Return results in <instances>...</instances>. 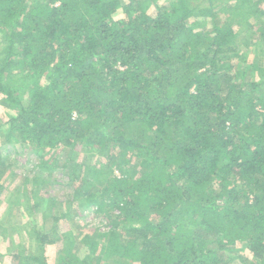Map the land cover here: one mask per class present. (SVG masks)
<instances>
[{
  "label": "trees",
  "instance_id": "trees-1",
  "mask_svg": "<svg viewBox=\"0 0 264 264\" xmlns=\"http://www.w3.org/2000/svg\"><path fill=\"white\" fill-rule=\"evenodd\" d=\"M160 3L0 0V96L15 113L6 139L30 142L49 171L60 146L92 155L75 165L59 229L91 183L102 195L81 207L107 218L113 208L124 223L71 247L37 234L40 254L22 249L13 264H50L46 247L57 244L58 264H219L225 250L250 254L230 264H264V67L256 82L232 67L264 0ZM256 35L264 42L261 27Z\"/></svg>",
  "mask_w": 264,
  "mask_h": 264
},
{
  "label": "rangeland",
  "instance_id": "rangeland-1",
  "mask_svg": "<svg viewBox=\"0 0 264 264\" xmlns=\"http://www.w3.org/2000/svg\"><path fill=\"white\" fill-rule=\"evenodd\" d=\"M159 1L164 5L170 2V0ZM199 1L203 2V0ZM215 3L221 9L225 7L226 0H215ZM247 9L242 7L241 12L247 11ZM261 12L263 15L259 14L258 18L260 26L256 30L249 29L247 31L251 37L247 33H243L236 39V50L238 49L236 53L245 56L244 59H238L232 63L235 71L234 76L237 79L239 77V82L241 73H246V77L252 82H256L258 76L262 74L259 69L264 67V42L259 40L256 33L260 27L264 33V6L261 8ZM150 13L155 15V10L152 9ZM120 19H124L123 14L118 15L117 20ZM223 20L222 16L221 21ZM254 22L255 20H252L250 25L253 26ZM208 23L207 27L201 24L204 28L200 29L211 31L212 28L209 26L211 22L208 21ZM238 25L240 24H236L235 28L239 27ZM248 38L249 40H247ZM4 45L5 42L0 39V47ZM229 66L230 64H227L223 71L232 73ZM14 114L12 108L3 106V97L0 96V126L4 125L0 129V264H13L12 256L22 249L29 248L32 255L38 256L41 249H36L35 236L37 234L46 235L59 241L64 237L65 246L71 247L75 241L80 245L85 234L93 237L92 239H95V234L98 232L106 234L115 223L120 231L124 223L122 219H115V215H118L117 210L106 209L109 215L107 218L104 213L97 216L95 213L97 207L93 204L84 206V201L89 200L93 193L102 195V184L95 186L94 183L88 185L82 197L81 202L84 205L81 207L82 203H80L78 205L80 207H72V213L68 215L67 221L62 223V230L56 226L55 218L60 217L64 211H68L69 205L66 201L73 198L72 173L75 171V165H91L92 155L83 145L73 151L60 146L51 151L47 158L48 165L55 170H46L42 166L41 156H38L34 145H31L30 142L22 143L21 139L15 135H13L15 137L12 136V141L6 139V135L11 132L5 123ZM118 172L115 170L113 173L119 175ZM89 180L93 181L92 178ZM211 190L215 195L220 192L216 183ZM39 202L40 208H35ZM201 234L207 240L205 248L218 251V236L207 234L206 231ZM238 247L241 246L238 245ZM46 248L45 255L50 258V264H58L56 261L60 254V244ZM77 251L78 248L75 252ZM240 253L230 250L220 252L223 258L219 264H230L228 256L238 257ZM242 255L250 258L248 251H243ZM110 262L111 264H128L119 258H113ZM257 263L259 262L257 261Z\"/></svg>",
  "mask_w": 264,
  "mask_h": 264
}]
</instances>
